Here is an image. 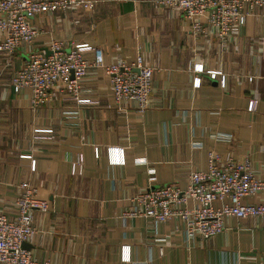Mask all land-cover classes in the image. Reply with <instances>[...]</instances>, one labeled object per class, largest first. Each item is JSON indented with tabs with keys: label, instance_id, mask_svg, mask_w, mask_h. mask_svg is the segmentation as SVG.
Instances as JSON below:
<instances>
[{
	"label": "crops",
	"instance_id": "crops-1",
	"mask_svg": "<svg viewBox=\"0 0 264 264\" xmlns=\"http://www.w3.org/2000/svg\"><path fill=\"white\" fill-rule=\"evenodd\" d=\"M35 23L41 34L32 49L58 39L89 43L102 47L107 63L140 55L154 71L145 111L117 102L102 68L81 83L78 97L92 102L67 94L35 107L30 90L16 93L12 83L31 47L0 53V214L18 215L24 182L48 203L34 211L28 249L50 264H264V218L227 217L215 237L186 240L180 218L128 214L151 187L186 188L193 171L207 170L210 151L248 158L264 180V10L236 25L225 44L205 18L196 32L182 11L156 0H97L90 11L47 12ZM208 70L221 71L225 87ZM114 148L125 163L112 162ZM243 202H264V189Z\"/></svg>",
	"mask_w": 264,
	"mask_h": 264
},
{
	"label": "built area",
	"instance_id": "built-area-1",
	"mask_svg": "<svg viewBox=\"0 0 264 264\" xmlns=\"http://www.w3.org/2000/svg\"><path fill=\"white\" fill-rule=\"evenodd\" d=\"M97 0H0V53L13 54L22 46H30L28 58L13 77L16 93L28 88L31 102L38 107L52 101L58 95H72L79 103H90L91 99L79 98L81 83L91 68H102L109 76L113 95L117 102H137L140 111L148 109L153 86V68L144 65L140 55L128 64L125 61L107 63L100 46L89 43H68L54 40L48 53L44 49H32L41 28L35 23L37 16L47 12L93 9ZM160 5L182 11L191 22L193 30H203L205 18L215 30L220 42L230 40L233 28L243 26L247 18L264 10V0H156ZM87 53H92L88 57ZM138 69L139 71H137ZM195 71L203 73V64H196ZM212 78L221 75L225 87L226 76L221 71H206ZM201 78H195L199 87ZM249 108H254L251 100ZM51 132V130H50ZM216 140L233 142V134L215 133ZM96 154L99 155L98 148ZM26 157L32 159L30 155ZM111 160L115 164L125 163L123 149H111ZM79 164L83 166L82 159ZM31 169H36L32 159ZM18 198V215L9 218L0 214V264H50L40 261L33 250L24 247L35 233L34 211H47L48 203L37 194V188L29 182L21 184ZM264 189V180L258 178L248 158L237 159L232 153L220 155L210 151L208 168L193 171L186 188L171 182L138 194L128 211L132 216H145L155 223H165L180 218L184 226L178 228L186 240L196 237L210 239L226 229L227 217L264 218V202L245 203L243 199ZM193 203V207L189 203ZM123 249L128 250L129 245ZM127 255V254H126ZM125 257L129 258V255Z\"/></svg>",
	"mask_w": 264,
	"mask_h": 264
},
{
	"label": "water",
	"instance_id": "water-1",
	"mask_svg": "<svg viewBox=\"0 0 264 264\" xmlns=\"http://www.w3.org/2000/svg\"><path fill=\"white\" fill-rule=\"evenodd\" d=\"M48 53H50V51L48 49H45ZM137 71H139L138 69H136ZM24 247L26 248H30L29 244L26 242L24 243Z\"/></svg>",
	"mask_w": 264,
	"mask_h": 264
},
{
	"label": "rangeland",
	"instance_id": "rangeland-1",
	"mask_svg": "<svg viewBox=\"0 0 264 264\" xmlns=\"http://www.w3.org/2000/svg\"><path fill=\"white\" fill-rule=\"evenodd\" d=\"M26 56H27V54H24L22 57H23V58H26Z\"/></svg>",
	"mask_w": 264,
	"mask_h": 264
}]
</instances>
